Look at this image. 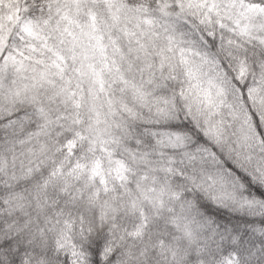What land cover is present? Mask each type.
<instances>
[{
  "label": "snow or ice",
  "instance_id": "1",
  "mask_svg": "<svg viewBox=\"0 0 264 264\" xmlns=\"http://www.w3.org/2000/svg\"><path fill=\"white\" fill-rule=\"evenodd\" d=\"M97 3L0 0V8L9 9L6 16L0 14V184L14 190L0 203L10 210L23 209L20 201L28 188L19 186L40 172L41 160L34 161L35 166L21 163L16 170L15 146L29 155H44L55 134V151L72 165L70 171L99 182L97 199L101 191L114 190L109 176L121 186L127 184L128 160L147 162L158 156L166 158L163 171L179 174L202 194V203L189 204L207 224L218 228L215 212H228L256 221L245 227L264 235V170L248 171L227 147V129L235 123L240 139L264 149V3L156 0L151 8L104 0L113 16L122 8L139 13L147 32L161 41L158 47L153 43L151 51L137 42L138 57L159 58V75L151 72L139 83L126 75L122 52L119 62L109 56L104 32L86 10ZM81 16H87L86 26ZM111 44L119 49L114 40ZM170 82L178 87H170ZM117 85L122 97L131 93V105L113 95ZM58 101L64 111L53 109ZM225 108L233 118L227 126L215 119ZM17 130L21 137L10 138ZM118 151L127 159L116 158ZM6 154L12 155L11 173ZM64 174L63 163L54 160L36 186L46 191ZM238 191L245 195L238 196ZM62 223L65 229L73 226L71 220ZM74 245L64 253L65 264H84L82 249ZM57 248L67 249V242L58 240ZM236 261L238 257H229L225 264Z\"/></svg>",
  "mask_w": 264,
  "mask_h": 264
},
{
  "label": "trees",
  "instance_id": "2",
  "mask_svg": "<svg viewBox=\"0 0 264 264\" xmlns=\"http://www.w3.org/2000/svg\"><path fill=\"white\" fill-rule=\"evenodd\" d=\"M257 2L264 3V0ZM120 3L157 6L156 0H120ZM86 10L96 17L97 25L104 32L105 42L110 45L109 56L115 55L119 62L120 53H123L122 67L130 81L139 83L142 78L147 80L151 72L159 75L158 57H138V41L149 45L150 51L153 43L157 47L161 43L147 32L139 13L122 8L118 16H113L106 9L104 0H98L95 6ZM8 12L7 7L0 8V14L6 16ZM79 19L87 25V16ZM113 40L119 46L118 50L111 44ZM149 63L152 64L151 69ZM170 87L178 85L170 82ZM84 88L86 95V84ZM113 95L121 98V103L125 100L129 105L133 103L131 93L122 97L118 85ZM250 106L259 107L258 104ZM52 107L65 110V105L59 101ZM67 110L71 111L70 105ZM121 116L126 114L121 113ZM215 119H223L226 126L233 120L227 108ZM237 128L238 125L233 123L227 129L230 133L227 147L233 149L238 163L248 171L264 170V149L258 144H246L240 139ZM8 135L15 139L22 134L17 130L15 136L11 132ZM56 139L53 134L44 155H29L21 146H15L17 171L21 163L25 166L36 160L42 163L34 181L19 186L28 188L24 200L20 201L24 204L23 209L10 210L0 203V264H65L64 253L72 250L73 241L75 250L82 249L84 253V264H225L229 257L234 260L238 257L236 264H264V235L245 227L257 222L216 211L218 228L207 224L189 204L193 200L197 204L202 203V194L179 174L163 171L167 167L166 158L153 156L147 162L128 160L130 173L127 184L121 186L118 180L113 181L109 176L114 190L107 194L101 191L97 199L95 191L99 182L93 184L87 175L70 171L72 165L55 151ZM6 155V170L11 173L14 167L12 155ZM116 158L127 159V154L122 156L118 151ZM54 160L63 163L65 174L51 182L45 191L36 185L47 177ZM109 167L105 161V170ZM4 181L7 182L6 176ZM12 191L0 184V201L8 199ZM237 195L245 193L238 191ZM66 219L72 221L70 229H65L62 223ZM58 240L66 241L68 248L58 249ZM104 249L111 251L105 253Z\"/></svg>",
  "mask_w": 264,
  "mask_h": 264
}]
</instances>
